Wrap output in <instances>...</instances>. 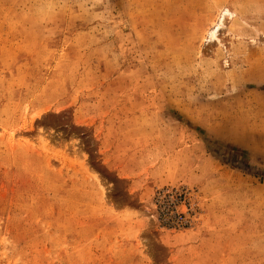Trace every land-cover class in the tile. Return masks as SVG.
I'll list each match as a JSON object with an SVG mask.
<instances>
[{
    "label": "rangeland",
    "instance_id": "obj_1",
    "mask_svg": "<svg viewBox=\"0 0 264 264\" xmlns=\"http://www.w3.org/2000/svg\"><path fill=\"white\" fill-rule=\"evenodd\" d=\"M0 264H264V0H0Z\"/></svg>",
    "mask_w": 264,
    "mask_h": 264
},
{
    "label": "bare ground",
    "instance_id": "obj_2",
    "mask_svg": "<svg viewBox=\"0 0 264 264\" xmlns=\"http://www.w3.org/2000/svg\"><path fill=\"white\" fill-rule=\"evenodd\" d=\"M232 15L233 14H232V12H230L229 9H227V8L220 9L218 11V13H217V18H216V21H215L213 27L210 28L206 32L204 40H213V39H215L219 27L223 24V20L225 18H231Z\"/></svg>",
    "mask_w": 264,
    "mask_h": 264
}]
</instances>
